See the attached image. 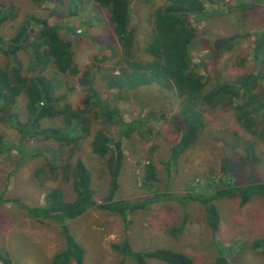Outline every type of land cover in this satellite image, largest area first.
Here are the masks:
<instances>
[{
  "label": "rangeland",
  "instance_id": "1",
  "mask_svg": "<svg viewBox=\"0 0 264 264\" xmlns=\"http://www.w3.org/2000/svg\"><path fill=\"white\" fill-rule=\"evenodd\" d=\"M82 1L86 0H67L62 4L55 0H0V10L8 16L0 26V34L10 38L31 14L48 17L50 22L59 21L64 27L62 33L74 40L75 60L81 71L90 68L96 76L94 86L102 97L111 105H118L128 120L141 117L144 121L142 133L135 131L124 139L125 163L117 198L142 201L155 191L166 190L179 197L194 191H214L220 178H225L223 157H228L234 165L254 142L259 161L237 164L231 180L245 184L251 177L256 182H264V141H256L237 121L234 110L223 105L204 106L206 127L200 139L166 166L171 157L170 148L180 137L176 117L180 111V97L175 90L163 89L157 84L141 87L136 95L107 89L102 73L119 68L118 62L125 54L113 34L107 10L90 0L76 13L75 8ZM130 2L132 26H137L136 59L148 61L151 56L144 50L153 28L148 14L153 6L145 0ZM190 22L196 29V44L190 53L193 63L198 65L197 71L207 82L206 90L241 73L264 72V36L263 46L258 48L256 36L257 32L264 31V0H222L208 4L206 13L201 18L192 16ZM220 37L235 38L219 50L214 49V42ZM257 50L259 59L255 54ZM20 58L26 73H37L30 69L27 52H21ZM6 62L0 50V67ZM44 74L61 81L63 87L75 79L49 68ZM82 99L83 86L77 84L68 101L76 107ZM13 111L22 120L27 119L24 94L18 97ZM95 121L99 127L101 122ZM59 123L60 119L42 121L43 127ZM106 130L112 137L118 136V126H109ZM0 138V191L6 189L7 197L21 198L29 205H41L46 190L56 185L62 186L68 199L75 197L71 181L66 180L62 172L55 177L45 173V169L48 170L46 155L51 152H61L64 157L72 152L69 159L72 167L75 158L81 157L92 172L95 196L101 199L107 194L110 176L103 160L92 151L93 133L81 137L74 150L71 146L61 147L52 139L38 138L25 140L22 151L17 130L0 120ZM150 162L155 167L157 180L145 186L142 183L145 166ZM215 202L221 214L217 231L210 228L205 208L196 200L184 205L174 201L153 202L144 209L132 211L127 221L117 214L89 209L67 220L70 233L85 249L83 261L71 264H136L112 246L126 237L135 250L167 247L187 253L196 264H215L221 256L219 248L226 250L225 264H264V254L248 248L247 244L264 240V198L255 195L245 205L238 197ZM64 246L65 239L58 223L33 218L26 209L14 203L0 204V249L10 253L15 263L52 264L54 256ZM150 263L168 264L156 259H151Z\"/></svg>",
  "mask_w": 264,
  "mask_h": 264
},
{
  "label": "trees",
  "instance_id": "2",
  "mask_svg": "<svg viewBox=\"0 0 264 264\" xmlns=\"http://www.w3.org/2000/svg\"><path fill=\"white\" fill-rule=\"evenodd\" d=\"M55 1L62 4L67 0ZM91 1L107 10L113 34L125 54L118 62L119 68L102 73L106 88L119 93L129 91L136 95L141 87L157 84L163 89L175 90L181 99L180 111L176 116L180 137L170 148L171 157L165 163L166 166H170L172 160H176L200 139L206 127L204 106H229L234 110L237 121L255 140L264 141V72L241 73L232 80L219 82L214 88L206 90L207 82L197 71L198 65L192 61L190 52L196 44V29L191 25V17L201 18L206 13L208 4L214 5L222 0H145L146 4L153 6V10L148 13L153 28L144 50L151 56L148 61L136 59L134 42L137 26H132L133 7L130 0ZM88 2L90 0L80 2L82 4L75 8V12H80ZM7 18V14L0 10V26ZM63 30L64 27L59 21L50 22L48 17L31 14L10 38L6 39L0 34V50L7 58L6 64L0 67V120L17 130L21 142L20 150L24 151L22 144L25 140L38 138L52 139L61 147L71 146L70 149L74 150L81 137H88L93 133L92 151L103 160L110 176L107 194L98 199L95 196L92 172L84 160L76 157L72 167L69 161L72 152L65 157L61 152H51L46 155L48 170L45 169V173L55 177L62 172L64 178L72 183L75 192L72 200L67 198L61 185L49 187L41 205H29L21 198L7 197L6 189L0 191V204L14 203L26 209L33 218L54 221L61 226L65 246L54 256L52 264L83 261L85 249L70 233L67 220L75 219L89 209L97 208L117 214L127 221L132 211L144 209L153 202L174 201L184 205L196 200L204 206L210 228L217 231L221 214L216 200L238 197L240 203L245 205L255 195L264 198V182H256L251 177L245 184H237L231 180L237 164L259 161L255 142L249 144L245 155L234 165L230 164L228 157H223L222 170L225 178H220L218 184L222 186L217 184L214 191H194L183 197L166 190L155 191L154 195L142 201L117 198L125 163L124 139L129 138L135 131L142 133L144 121L141 117L128 120L118 105H111L102 97L101 92L94 86L96 76L90 68L81 71L75 60L74 40L64 35ZM256 36L257 48L263 46L261 44L264 31L257 32ZM23 51L30 57V69L37 73L30 75L24 71L20 58ZM255 54L259 59L260 52L257 50ZM48 68L75 79L73 83L70 80L63 87L61 81H55L44 74ZM77 84L83 86V99L80 105L73 107L68 99ZM22 94L26 97L25 120L13 111V105ZM57 119H60L57 125H42L43 120ZM95 120L101 122L99 127ZM113 125L119 127L117 137H112L106 130ZM145 170L142 183L147 186L157 180V176L151 162L145 166ZM263 242L264 240L249 241L248 248L264 254ZM112 246L124 258L129 257L136 264H151V259L168 264H196L187 253L167 247L135 250L128 237L120 244ZM219 250L221 256L215 264H225L226 250ZM0 264L19 263H15L10 253L0 249Z\"/></svg>",
  "mask_w": 264,
  "mask_h": 264
},
{
  "label": "water",
  "instance_id": "3",
  "mask_svg": "<svg viewBox=\"0 0 264 264\" xmlns=\"http://www.w3.org/2000/svg\"><path fill=\"white\" fill-rule=\"evenodd\" d=\"M230 39L226 37H220L217 38L214 42V47L215 49H220L222 46H225L229 43Z\"/></svg>",
  "mask_w": 264,
  "mask_h": 264
}]
</instances>
